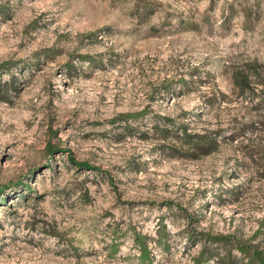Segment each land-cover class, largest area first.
Returning a JSON list of instances; mask_svg holds the SVG:
<instances>
[{
  "label": "rangeland",
  "instance_id": "1",
  "mask_svg": "<svg viewBox=\"0 0 264 264\" xmlns=\"http://www.w3.org/2000/svg\"><path fill=\"white\" fill-rule=\"evenodd\" d=\"M134 230L143 264L264 249V0H0V264H139Z\"/></svg>",
  "mask_w": 264,
  "mask_h": 264
},
{
  "label": "trees",
  "instance_id": "2",
  "mask_svg": "<svg viewBox=\"0 0 264 264\" xmlns=\"http://www.w3.org/2000/svg\"><path fill=\"white\" fill-rule=\"evenodd\" d=\"M250 13L251 10L248 8H244L242 10L243 21H247L250 23ZM143 109L133 110L129 112L121 113V115H136L142 113ZM175 133L180 138V140L186 143V148L194 151H198L200 153H205L214 148L216 140L214 135H211L208 131H195L188 130L182 124H178L175 126ZM53 149V145L47 144L46 150L51 151ZM189 153V152H186ZM79 165H86L85 162L77 161ZM198 235L201 236L204 240L215 242H229L234 248L241 253L245 257V262L254 264H264V249L259 247L255 242L250 241L247 237L236 236L230 232H209L206 230L197 231ZM141 234L137 231H132V240L137 245V261L139 264H143L144 262H150V257L148 254V249L146 248V244L141 239ZM207 254L204 249L200 247L196 254L192 257V264H199L201 261L206 259ZM221 264H232L231 257L229 254V250L224 252L221 256Z\"/></svg>",
  "mask_w": 264,
  "mask_h": 264
}]
</instances>
